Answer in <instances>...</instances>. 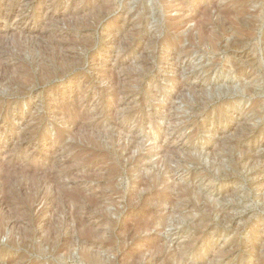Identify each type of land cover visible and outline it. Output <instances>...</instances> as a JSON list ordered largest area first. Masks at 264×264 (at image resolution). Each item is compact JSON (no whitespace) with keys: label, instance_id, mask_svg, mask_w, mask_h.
<instances>
[{"label":"rangeland","instance_id":"obj_1","mask_svg":"<svg viewBox=\"0 0 264 264\" xmlns=\"http://www.w3.org/2000/svg\"><path fill=\"white\" fill-rule=\"evenodd\" d=\"M110 1L0 0V264H264V0Z\"/></svg>","mask_w":264,"mask_h":264},{"label":"bare ground","instance_id":"obj_2","mask_svg":"<svg viewBox=\"0 0 264 264\" xmlns=\"http://www.w3.org/2000/svg\"><path fill=\"white\" fill-rule=\"evenodd\" d=\"M112 5H113V3L110 1V0H98V6L95 8L94 7V9L92 8V9H90V10H92V11H95V12H97L96 10H98L99 12V16L100 17H102L103 15H104V13L106 12V11H108V10H110L111 8H112ZM87 8V6L85 7V8H82V10H84V9H86ZM246 8V7H245ZM71 12V11H70ZM86 12V11H85ZM97 13V14H98ZM84 14V13H83ZM95 14V13H94ZM86 15V14H85ZM84 16V15H83ZM76 17V16H75ZM85 17V16H84ZM64 18V17H63ZM80 20V19H79ZM230 20V19H229ZM96 21H98V18H97V20ZM85 23V22H84ZM97 24V23H96ZM87 26V25H86ZM135 32V31H134ZM136 33V32H135ZM239 35V34H238ZM199 36V35H198ZM210 36V35H209ZM18 38H20V37H18ZM52 38V37H51ZM54 38V37H53ZM204 38V37H203ZM206 38V37H205ZM211 38V37H210ZM210 38H208L209 39V41L210 42H212L213 40L215 41V39H210ZM62 39V38H61ZM16 40V39H15ZM18 40V39H17ZM16 40V41H17ZM14 41V40H13ZM19 41V40H18ZM26 41V40H25ZM200 41H204L203 39H201ZM206 41V40H205ZM209 42V43H210ZM49 43V42H48ZM52 43V42H51ZM129 43V42H128ZM199 43V42H198ZM205 43V42H204ZM20 44V43H19ZM213 44H215L214 42L211 44L210 43V45H213ZM216 45V44H215ZM214 45V46H215ZM234 45H236V44H234ZM22 46V45H21ZM53 46V45H52ZM58 46V45H57ZM233 46V45H232ZM235 47V46H234ZM23 48V47H22ZM25 48H30V47H25ZM46 48V47H45ZM58 48V47H57ZM217 48V47H216ZM18 49H20V48H18ZM44 49V48H43ZM24 50V49H23ZM27 50V49H26ZM20 51H21V49H20ZM45 51V50H44ZM53 51V50H52ZM23 52H25V51H23ZM27 52V51H26ZM20 55V54H19ZM21 55H22V53H21ZM20 55V56H21ZM45 55V54H44ZM53 56V55H52ZM61 56H62V54H61ZM64 57V56H63ZM53 58V57H52ZM59 58H60V55H59ZM65 58V57H64ZM32 59V58H31ZM46 59V58H45ZM54 59V58H53ZM66 59V58H65ZM72 59V58H71ZM30 60V59H29ZM47 60V59H46ZM58 60V59H57ZM56 60V61H57ZM62 60V59H61ZM244 61V60H243ZM64 66H66V65H64ZM25 69V68H24ZM42 70V69H41ZM15 71H17V69L15 70ZM23 71V70H22ZM28 71V70H27ZM43 71V70H42ZM50 71V70H49ZM28 72H30V71H28ZM44 72V71H43ZM58 72V71H57ZM56 72V73H57ZM18 74V73H17ZM38 76H40V75H38ZM45 76V75H44ZM10 77V76H9ZM28 77V76H27ZM24 78V77H23ZM22 78V81L24 80V81H26V79H23ZM114 78V77H113ZM13 79V78H12ZM55 79V78H54ZM20 80V79H19ZM19 80H17V82H21V81H19ZM47 80V79H46ZM114 80V79H113ZM112 80V81H113ZM7 81V80H6ZM15 81H16V78H15ZM14 81V82H15ZM23 81V82H24ZM2 82V81H1ZM11 82V81H10ZM28 82V81H27ZM3 83V82H2ZM8 83V82H7ZM13 83V82H12ZM11 83V84H12ZM4 84V83H3ZM25 84H26V82H25ZM9 85V84H8ZM1 86V85H0ZM5 86V85H4ZM7 87V86H6ZM13 87V86H12ZM250 87V86H249ZM18 89V88H17ZM246 89V88H245ZM10 90V89H9ZM12 91V90H11ZM21 91H22V88H21ZM248 91V90H247ZM249 91H251V89L249 90ZM4 92V91H3ZM16 92V91H15ZM14 93V92H13ZM251 93V92H250ZM201 101V100H200ZM199 104H201L200 102H199ZM196 112V111H195ZM93 141V140H92ZM230 146H232V145H229V147ZM231 148V147H230ZM230 150H232V149H230ZM171 157V156H170ZM169 157V158H170ZM195 157V156H194ZM194 157H191L192 159H195ZM167 158H168V156H167ZM168 158V160H170ZM245 163V162H244ZM33 172V171H32ZM31 172V173H32ZM26 173V172H25ZM50 174V173H49ZM155 174V173H154ZM153 174V175H154ZM32 175V174H31ZM34 175V174H33ZM32 175V176H33ZM39 175V174H38ZM41 175V174H40ZM31 176V177H32ZM34 177V176H33ZM32 177V178H33ZM154 178V177H153ZM31 179V178H30ZM150 179V178H149ZM11 180V179H10ZM34 180H35V178H34ZM143 180V179H142ZM144 181V180H143ZM151 181V180H150ZM30 182V181H29ZM32 183V182H31ZM181 183V182H180ZM144 184V183H143ZM142 184V185H143ZM155 184V183H154ZM185 184V183H184ZM183 184V185H184ZM55 185V184H54ZM179 185V184H178ZM182 185V186H183ZM188 185V184H187ZM57 186V185H56ZM182 186H180V187H182ZM186 186V185H185ZM145 187H146V185H145ZM178 187V186H177ZM194 188H196L195 186H193ZM43 188V187H42ZM60 188H62V187H60ZM147 189V188H146ZM177 190V189H176ZM194 191H196L195 189L193 190V188L191 187V186H187V187H183V188H180L179 190H177L176 192H177V194H178V197L179 198H182V197H185V199H188L187 201H186V203H183L182 204V206H184V208H188V207H190L191 206V209L192 208H201L202 209V211L204 212V214H209L210 213V211H214L215 210V207L214 206H211L209 203H207L206 201H204L203 200V198H202V196L200 195L199 196V198H200V200H201V204L199 203L198 205H202V206H198V205H196V204H193L192 203V199H190L189 197H190V195H192V193L193 194H195L194 193ZM71 192V191H70ZM199 192V191H198ZM61 193V192H60ZM59 193V194H60ZM66 193V192H65ZM57 194V193H56ZM62 194V193H61ZM68 194V193H67ZM197 194V193H196ZM201 194V193H200ZM203 194V193H202ZM84 195V194H83ZM199 195V194H198ZM59 196V195H58ZM61 196V195H60ZM65 197V196H64ZM63 197V198H64ZM70 197V196H69ZM93 197V196H92ZM9 198V197H8ZM55 198V197H54ZM66 198V197H65ZM56 199V198H55ZM198 199V198H197ZM34 200V199H33ZM95 200V199H94ZM203 200V201H202ZM89 201V200H88ZM91 203V202H90ZM97 204V203H96ZM189 204V205H188ZM31 205V204H30ZM99 205V204H98ZM181 206V207H182ZM195 210V209H194ZM98 211H99V209H98ZM189 213V212H188ZM202 215V214H201ZM207 217V216H206ZM81 220V219H80ZM79 221V220H78ZM139 221V220H138ZM195 224V223H194ZM142 225V224H141ZM5 226H6V224H5ZM4 226V227H5ZM136 226V225H135ZM126 227V226H125ZM134 227V226H133ZM142 227V226H141ZM145 227V226H144ZM88 229H90V228H88ZM143 229V228H142ZM91 230V229H90ZM128 230V229H127ZM135 231V230H134ZM138 231V230H137ZM1 232V231H0ZM84 232V231H83ZM90 232L91 231H89V230H86L85 231V237L87 238V237H89V236H91V234H90ZM92 233V232H91ZM1 235V234H0ZM96 235V234H95ZM98 235V234H97ZM84 237V238H85ZM93 237V236H92ZM93 238H95V237H93ZM83 240V239H82ZM87 242V241H86ZM103 244V243H102ZM85 245V244H84ZM83 245V246H84ZM87 245H89V247H90V244H88L87 243ZM92 245V244H91ZM155 245H158L157 243L155 244ZM82 246V245H81ZM93 246V245H92ZM84 247H86V245L84 246ZM95 247V246H94ZM96 248H98V247H96ZM126 248V247H125ZM83 249V248H82ZM81 249V250H82ZM155 249H156V247H155ZM166 249V248H165ZM96 250V249H95ZM99 250H100V248H99ZM159 250V249H158ZM160 250H161V248H160ZM187 250H189V247L187 248V249H184L183 251H187ZM155 251V250H154ZM96 252L97 253H99L98 252V250H96ZM143 251H141L140 253H142ZM79 253V252H78ZM184 253V252H183ZM81 255V257L85 260V262H87V263H89V264H104L101 260H99L97 257H96V255L92 252V250L90 251V249L89 248H85L83 251H82V253L80 254ZM137 255V254H136ZM133 256V257H137V256ZM142 255H144L143 253H142ZM104 258V257H103ZM138 258V257H137ZM142 258V257H141ZM140 258V259H141ZM139 259V258H138ZM139 259V260H140ZM125 260V259H124ZM132 261H133V258L131 259ZM135 260V259H134ZM104 261V260H103ZM108 261V260H107ZM110 261V260H109ZM108 261V262H109ZM131 261V262H132ZM141 261V260H140ZM107 263V262H106ZM105 263V264H106ZM125 263V262H124ZM132 263H134V261L132 262ZM140 262H138V264H139ZM110 264V263H109ZM126 264V263H125ZM137 264V263H136Z\"/></svg>","mask_w":264,"mask_h":264}]
</instances>
